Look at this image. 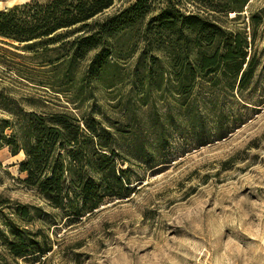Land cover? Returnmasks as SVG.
<instances>
[{"label": "rangeland", "instance_id": "374dc122", "mask_svg": "<svg viewBox=\"0 0 264 264\" xmlns=\"http://www.w3.org/2000/svg\"><path fill=\"white\" fill-rule=\"evenodd\" d=\"M9 1L0 0V11L33 0ZM165 2L151 0L150 9ZM217 21L248 37L244 67L253 60V74L241 89V76L215 67L197 77L189 98L167 85V39L156 30L146 37L140 23L113 36L114 65L101 77L88 61L68 68L60 45L36 54L0 39V132L24 114L71 115L82 140L93 125L112 131L134 190L73 220L25 182V153L4 148L0 264H16L3 242L11 222L49 235L54 254L46 264H264V0ZM26 205L47 216L24 224L17 207Z\"/></svg>", "mask_w": 264, "mask_h": 264}, {"label": "trees", "instance_id": "16d2710c", "mask_svg": "<svg viewBox=\"0 0 264 264\" xmlns=\"http://www.w3.org/2000/svg\"><path fill=\"white\" fill-rule=\"evenodd\" d=\"M150 1L33 0L0 11V39L12 46L28 44L36 54L40 48L60 45L59 50L68 53L61 56L68 60V68L88 61L90 73L101 77L114 65L113 36L140 23L146 37L156 30L167 39L163 40L170 72L167 85L177 94L189 98L197 77L215 67H225L235 78L241 76L240 87L245 88L254 71L253 60L244 67L248 37L227 31L217 19L240 16L250 0H166L163 8L153 11ZM184 1L197 12H181L176 2ZM13 118L4 121L0 151L9 148L14 157L25 153L21 165V172L28 174L25 182L54 209L82 220L106 201L128 198L134 191L129 168L123 169L122 155L117 153L114 132H99L93 125L82 140L79 121L68 114ZM7 130L12 134L7 135ZM17 208L24 224L47 216L41 207ZM3 242L16 264H46L54 254L52 240L42 229L31 231L14 222L8 225Z\"/></svg>", "mask_w": 264, "mask_h": 264}, {"label": "bare ground", "instance_id": "6f19581e", "mask_svg": "<svg viewBox=\"0 0 264 264\" xmlns=\"http://www.w3.org/2000/svg\"><path fill=\"white\" fill-rule=\"evenodd\" d=\"M25 1L27 0H10L8 5H14L15 3H25ZM3 5L0 3V7H2Z\"/></svg>", "mask_w": 264, "mask_h": 264}, {"label": "water", "instance_id": "95a60500", "mask_svg": "<svg viewBox=\"0 0 264 264\" xmlns=\"http://www.w3.org/2000/svg\"><path fill=\"white\" fill-rule=\"evenodd\" d=\"M14 6H16V5H14ZM14 6H9V7H7L6 9L13 8Z\"/></svg>", "mask_w": 264, "mask_h": 264}]
</instances>
